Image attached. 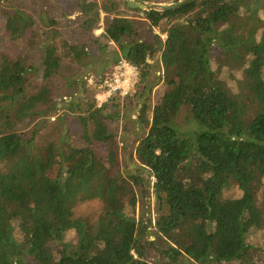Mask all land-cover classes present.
<instances>
[{
	"label": "trees",
	"instance_id": "1",
	"mask_svg": "<svg viewBox=\"0 0 264 264\" xmlns=\"http://www.w3.org/2000/svg\"><path fill=\"white\" fill-rule=\"evenodd\" d=\"M152 263L264 264V0L0 1V264Z\"/></svg>",
	"mask_w": 264,
	"mask_h": 264
},
{
	"label": "built area",
	"instance_id": "2",
	"mask_svg": "<svg viewBox=\"0 0 264 264\" xmlns=\"http://www.w3.org/2000/svg\"><path fill=\"white\" fill-rule=\"evenodd\" d=\"M139 84L140 75L138 69L123 59L112 69L109 78L101 85L97 100L102 106L117 95L126 97Z\"/></svg>",
	"mask_w": 264,
	"mask_h": 264
},
{
	"label": "rangeland",
	"instance_id": "3",
	"mask_svg": "<svg viewBox=\"0 0 264 264\" xmlns=\"http://www.w3.org/2000/svg\"><path fill=\"white\" fill-rule=\"evenodd\" d=\"M178 1H180V0H151L152 3H158V4H172V3H175V2H178ZM159 61H160V60H159V57L156 56L155 58H153L152 63H153V64H158ZM158 83H160V82H158ZM156 91H157V89L155 90V92L153 93V95H155ZM153 97H155V96H153ZM62 113H63V112H60V110L55 111V112H53L52 115H49V116L46 118V120H47V121H48V120H52V122H56L57 118H58ZM135 117H136V114H135L134 116H132V113L129 112V113H128V117H127V119H125V120H122V119H121V120H118L117 122H115V123L113 124V126L116 128V130L118 131V133H120V135L122 134V132H123V134H124V131H123V124L126 123V122H128V121H130L131 119H133V118H135ZM67 123H68V125L65 126V128H69V127H70V123L72 124L71 121H68ZM58 125H59V126H63V124H54V126H58ZM57 130H58V131H62L61 128H57ZM57 133H58V135H59V132H57ZM129 138H130L131 140H133V139L135 138V136H134V135H129ZM120 140H121V139H120ZM119 142H120V141H119ZM131 142H132V141H131ZM131 142H130V143H131ZM120 144H121V143H120ZM131 148H132V147H130L129 149H131ZM129 149H128V150H129ZM128 150L126 149L125 144H124V145L121 144V147H120V155H121L122 158L124 157V155H125L126 153L129 154ZM35 173H36V172H35ZM51 173H54V171L52 170ZM52 175H53V174H52ZM39 177H40V176H39ZM97 205H98L97 202L87 203V204H85V205H82V206L77 207L76 210H74V212H76L77 214H78V213L81 214L82 212L88 213V212L92 211L94 208H96ZM148 207H149V210H150V212H151V213H150L151 216H152V217H155V215L158 213L159 206H158V203L156 202V200H155L154 198H148V199H146L144 202H142V203L140 204L139 209H138L139 217H141V216L143 215V212H144L145 210H147ZM153 256H154V254H153ZM152 264H154V263H152Z\"/></svg>",
	"mask_w": 264,
	"mask_h": 264
},
{
	"label": "water",
	"instance_id": "4",
	"mask_svg": "<svg viewBox=\"0 0 264 264\" xmlns=\"http://www.w3.org/2000/svg\"><path fill=\"white\" fill-rule=\"evenodd\" d=\"M0 1H4V0H0ZM195 1L196 0H180L172 4H158V3L148 2L145 0H126L128 6L131 9L150 10V11L152 10L158 12L177 11L183 7H186L194 3Z\"/></svg>",
	"mask_w": 264,
	"mask_h": 264
}]
</instances>
